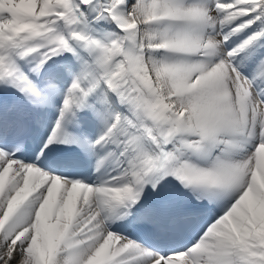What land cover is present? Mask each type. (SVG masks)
I'll return each instance as SVG.
<instances>
[{"label":"snow or ice","instance_id":"snow-or-ice-1","mask_svg":"<svg viewBox=\"0 0 264 264\" xmlns=\"http://www.w3.org/2000/svg\"><path fill=\"white\" fill-rule=\"evenodd\" d=\"M0 264H264V0H0Z\"/></svg>","mask_w":264,"mask_h":264}]
</instances>
